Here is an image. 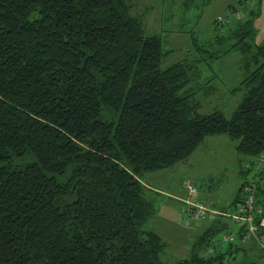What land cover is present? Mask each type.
Instances as JSON below:
<instances>
[{"label": "trees", "instance_id": "1", "mask_svg": "<svg viewBox=\"0 0 264 264\" xmlns=\"http://www.w3.org/2000/svg\"><path fill=\"white\" fill-rule=\"evenodd\" d=\"M132 3L0 0V264H257L235 242L244 224L225 250H209L246 183L264 211V45L248 40L252 19L216 18L211 39L192 41L199 56L162 67L161 36L145 32ZM231 49L243 95L229 116L199 113L189 87L198 63ZM215 133L237 140L255 171L240 170L234 198L204 228L184 204L182 220L201 231L187 257L163 263L164 242L147 226L160 192L141 176ZM261 214L251 219L264 242Z\"/></svg>", "mask_w": 264, "mask_h": 264}, {"label": "rangeland", "instance_id": "2", "mask_svg": "<svg viewBox=\"0 0 264 264\" xmlns=\"http://www.w3.org/2000/svg\"><path fill=\"white\" fill-rule=\"evenodd\" d=\"M132 1L133 13L141 19L145 32H157L161 36L163 50L167 52L160 62L162 67L178 60L190 62L199 56L192 41L196 39L200 43L211 39L216 32L212 27L216 18H228L230 22L233 19H252L253 34L248 40L252 46L264 45V0ZM231 6L235 10L232 11ZM198 64L201 76L189 83V87L195 88L193 96L198 102L197 111L206 113L218 109L225 117L229 116L243 95V89L238 86L245 75L240 51L231 49ZM236 143L237 140L228 134L205 135L188 157L170 166L143 172V181L149 187L160 189L154 199L155 213L147 226L154 229L164 242L159 254L163 263L187 257L192 239L201 231L192 230L193 222L189 218L182 220L184 204L201 202L205 207L224 208L234 198L242 180L240 170L250 168V157L238 153ZM254 171V167H251L247 173L251 176ZM188 185L195 187V190L187 191ZM223 220L227 228L219 229L212 235L211 243L214 246L210 247V251L225 250L229 245L225 236L231 231L236 232V223L232 219L223 217ZM195 221L196 225L204 222L203 218ZM235 242L244 248L250 260L264 264L263 241L256 240L246 232L242 239ZM240 254L238 251L236 259Z\"/></svg>", "mask_w": 264, "mask_h": 264}, {"label": "built area", "instance_id": "3", "mask_svg": "<svg viewBox=\"0 0 264 264\" xmlns=\"http://www.w3.org/2000/svg\"><path fill=\"white\" fill-rule=\"evenodd\" d=\"M218 20H221V18H218ZM256 162H258L257 166H262L264 167V153H262L259 157H257ZM189 191L192 192V190H195L194 187L188 185ZM254 190H255V184L254 182L252 183H246L244 186V191H245V199L241 202L238 203L237 206L235 207V210L230 212L229 216L236 222L237 226H242L243 224L245 225V230L255 237L256 240L261 242V239L257 236L256 230H255V225L252 222L251 219V214H253V211L257 212H262L260 216V221L259 224L261 226H264V211H262L261 207L256 206L254 207L253 205V200H254ZM188 205H192L193 207V214L190 216L193 219H196L198 217L200 218H211L213 217L216 213H219L220 211L210 208V207H205L203 204L196 202V204L193 203H188ZM232 235H228L227 239L231 240ZM261 246L264 248V244L261 243Z\"/></svg>", "mask_w": 264, "mask_h": 264}, {"label": "crops", "instance_id": "4", "mask_svg": "<svg viewBox=\"0 0 264 264\" xmlns=\"http://www.w3.org/2000/svg\"><path fill=\"white\" fill-rule=\"evenodd\" d=\"M157 189V188H156ZM160 192V189H157Z\"/></svg>", "mask_w": 264, "mask_h": 264}]
</instances>
